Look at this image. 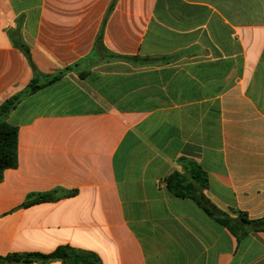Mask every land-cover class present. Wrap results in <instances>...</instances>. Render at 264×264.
<instances>
[{"label": "crops", "instance_id": "obj_1", "mask_svg": "<svg viewBox=\"0 0 264 264\" xmlns=\"http://www.w3.org/2000/svg\"><path fill=\"white\" fill-rule=\"evenodd\" d=\"M21 46L45 75L72 70L8 118L0 257L264 264V230L237 236L166 185L191 159L215 207L264 219V0H0V105L34 78Z\"/></svg>", "mask_w": 264, "mask_h": 264}, {"label": "trees", "instance_id": "obj_2", "mask_svg": "<svg viewBox=\"0 0 264 264\" xmlns=\"http://www.w3.org/2000/svg\"><path fill=\"white\" fill-rule=\"evenodd\" d=\"M23 53L29 60L34 71V78L29 86L7 99L0 105V182L3 174L7 169L17 168L18 166V127L8 123L10 114L18 107L20 102L27 96L32 95L40 89L51 85L72 70L67 67L53 75H45L39 71L35 65L31 51L26 46H21ZM106 51L103 43L102 32L98 35L95 43V52ZM41 78H44L41 79ZM83 78V75H81ZM181 169L174 172L166 179L168 190L176 197L194 200L209 216L217 219L221 224L226 226L231 232L240 236L244 235L247 228L255 230H264L263 220H249L244 214L234 218L229 214L220 211L215 207L205 195L208 186V177L203 168L188 158L180 160ZM44 197H38L35 201H43ZM34 201V202H35ZM33 202H28V206ZM53 260H63L69 264H100L98 257L93 253H79L69 247H60L49 255L27 254V255H9L5 258L0 257V261H23V262H48Z\"/></svg>", "mask_w": 264, "mask_h": 264}]
</instances>
